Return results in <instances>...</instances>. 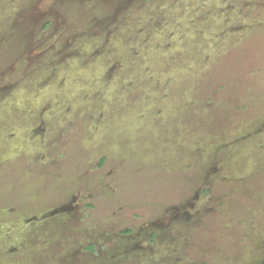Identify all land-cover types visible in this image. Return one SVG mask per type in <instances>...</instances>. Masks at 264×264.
Instances as JSON below:
<instances>
[{"label":"rangeland","instance_id":"obj_1","mask_svg":"<svg viewBox=\"0 0 264 264\" xmlns=\"http://www.w3.org/2000/svg\"><path fill=\"white\" fill-rule=\"evenodd\" d=\"M0 264H264V0H0Z\"/></svg>","mask_w":264,"mask_h":264},{"label":"flooded vegetation","instance_id":"obj_2","mask_svg":"<svg viewBox=\"0 0 264 264\" xmlns=\"http://www.w3.org/2000/svg\"><path fill=\"white\" fill-rule=\"evenodd\" d=\"M168 216H169V215H168ZM46 217H47L46 214H45V215H42V218H43V219H46ZM52 222H53V221H51V223H52ZM128 231H130V230H128ZM130 232H131V231H130ZM130 232H126V233H130ZM92 243H93V244L90 243V244L88 245L90 251H91V252H96V251H98V250H97V244H96V242H95V243L92 242Z\"/></svg>","mask_w":264,"mask_h":264}]
</instances>
